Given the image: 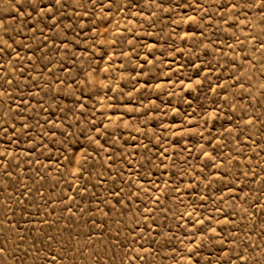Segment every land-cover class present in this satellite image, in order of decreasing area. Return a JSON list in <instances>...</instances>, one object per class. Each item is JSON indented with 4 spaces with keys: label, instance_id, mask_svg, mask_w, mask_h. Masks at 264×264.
Returning a JSON list of instances; mask_svg holds the SVG:
<instances>
[{
    "label": "rangeland",
    "instance_id": "1",
    "mask_svg": "<svg viewBox=\"0 0 264 264\" xmlns=\"http://www.w3.org/2000/svg\"><path fill=\"white\" fill-rule=\"evenodd\" d=\"M0 264H264V0H0Z\"/></svg>",
    "mask_w": 264,
    "mask_h": 264
}]
</instances>
